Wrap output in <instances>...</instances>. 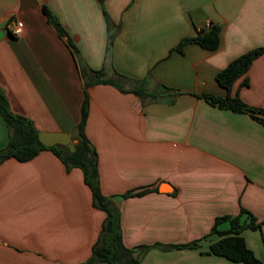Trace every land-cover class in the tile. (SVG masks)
Listing matches in <instances>:
<instances>
[{"label": "crops", "instance_id": "crops-1", "mask_svg": "<svg viewBox=\"0 0 264 264\" xmlns=\"http://www.w3.org/2000/svg\"><path fill=\"white\" fill-rule=\"evenodd\" d=\"M14 21L24 25L21 37L9 31ZM207 24L221 29L216 51L192 43L172 52ZM260 48L264 0H0V88L11 111L76 144L88 94L85 131L101 190L140 264H244L210 253L225 216L255 219L259 228L242 236L264 264V125L201 98L227 97L217 75ZM83 69L103 70L113 83L86 87ZM141 88L155 98L143 100L134 92ZM230 95L264 110V52ZM8 142L0 116V150ZM163 183L171 193L159 191ZM105 218L83 172L53 151L0 165V264H86Z\"/></svg>", "mask_w": 264, "mask_h": 264}, {"label": "trees", "instance_id": "trees-1", "mask_svg": "<svg viewBox=\"0 0 264 264\" xmlns=\"http://www.w3.org/2000/svg\"><path fill=\"white\" fill-rule=\"evenodd\" d=\"M100 1L102 2L103 0ZM45 13L49 22L53 24L58 33L61 36H67L66 31L63 29L57 17L47 9H45ZM220 32L221 29L218 26L200 30L195 37L184 38L172 52L177 51L183 53L185 47L192 43L198 44L208 51H216L221 43ZM72 48L75 49L74 46ZM263 52L264 48L252 50L232 61L217 75V82L228 92L227 97L219 98L211 95H202L201 98H204L213 105H217L221 109H229L235 113L249 114L254 120L264 125V118L261 117L264 116V110L250 107L239 97H232L230 95L234 83L246 74L252 63ZM82 72L86 81V87H90L99 82L113 83L104 79L105 73L103 70L92 71L83 69ZM89 72L93 74V79L88 75ZM161 88L166 92L170 91L165 86H161ZM134 92L140 95L143 100L155 98V94H150L142 88ZM88 111L89 97L86 93L81 109V121L76 127L77 143L75 144L74 152H71L67 146L56 145L46 147L39 141V131L36 129L34 123L30 119L11 111L8 98L0 88V116L9 129L8 145L5 149L0 150V165L8 159H15L23 163L29 162L36 158L42 151L50 150L63 162L67 170L79 168L83 172L85 184L92 193L93 205L106 214L98 241L94 245L91 257L86 264H140V258L136 257L134 251L128 249L123 243L121 213L118 207L102 193L98 168V154L87 138L85 131ZM149 191V189L138 192L130 191L124 194V197L140 196ZM246 212V210L242 209V213ZM254 220L251 217L250 223H241L239 217L231 218L225 216L218 218L212 231L213 233L219 234L222 238L211 245L210 253L233 262L263 264L247 247L242 236V232L246 228L253 230L259 228V225L254 223ZM224 221H229L231 228L227 232H219L217 226ZM194 246L196 245L194 244Z\"/></svg>", "mask_w": 264, "mask_h": 264}, {"label": "water", "instance_id": "water-1", "mask_svg": "<svg viewBox=\"0 0 264 264\" xmlns=\"http://www.w3.org/2000/svg\"><path fill=\"white\" fill-rule=\"evenodd\" d=\"M173 99L168 98L165 103H172ZM39 141L46 147H52L56 145L67 146L71 152L75 151V143L72 142L70 136L66 133H39ZM161 193H171L172 188L169 184L163 183L159 187Z\"/></svg>", "mask_w": 264, "mask_h": 264}, {"label": "built area", "instance_id": "built-area-1", "mask_svg": "<svg viewBox=\"0 0 264 264\" xmlns=\"http://www.w3.org/2000/svg\"><path fill=\"white\" fill-rule=\"evenodd\" d=\"M211 24H207L206 29L211 28ZM9 31L13 37H21L24 33V25L20 21L9 23Z\"/></svg>", "mask_w": 264, "mask_h": 264}]
</instances>
